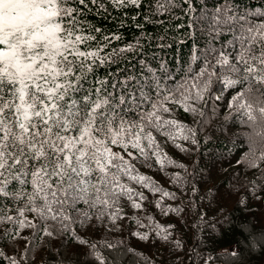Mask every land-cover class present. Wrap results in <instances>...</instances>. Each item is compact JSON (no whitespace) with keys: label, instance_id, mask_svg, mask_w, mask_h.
Wrapping results in <instances>:
<instances>
[{"label":"snow or ice","instance_id":"obj_1","mask_svg":"<svg viewBox=\"0 0 264 264\" xmlns=\"http://www.w3.org/2000/svg\"><path fill=\"white\" fill-rule=\"evenodd\" d=\"M144 5L145 0H0V201L9 202L0 204V262L35 264V249L57 240L62 246L67 239L94 257L82 264H132L125 260L132 249L105 241L108 251L101 253L85 236L101 227L120 231L125 205L142 210L145 190L176 199L137 165L154 163L163 170L165 162L174 164L164 152L166 142L181 151L189 149L179 141L199 146L198 132L226 98L227 118L238 117L248 129L249 166L264 162V10L241 11L234 0H217L211 8H197L194 0H149L145 22L165 23L152 16L187 17L176 27L187 29L191 55L170 66L147 53L149 41L167 39L166 30L153 37L137 21L140 35L118 46L114 42L122 35L105 34L88 20L110 8ZM184 114L192 126L178 118ZM172 180L180 185L183 177L177 173ZM204 226L216 228L207 220ZM154 231L182 246L167 228L155 225ZM132 235L149 239L147 232ZM249 235L250 247L258 244L264 254V229L259 239L255 231ZM238 255L225 250L226 257Z\"/></svg>","mask_w":264,"mask_h":264},{"label":"trees","instance_id":"obj_2","mask_svg":"<svg viewBox=\"0 0 264 264\" xmlns=\"http://www.w3.org/2000/svg\"><path fill=\"white\" fill-rule=\"evenodd\" d=\"M216 2L217 0H194L197 8L201 5L211 8ZM234 2L241 11L264 10V0ZM150 14L149 0H145L144 7L139 10L110 8L108 13L89 15L88 20L100 27L105 34L122 35L121 41L114 42L118 46L134 42L140 35L141 29L135 26L137 21L143 23L144 31L153 37L164 35L166 30V40L149 41L148 55L164 57L170 62V66H178L187 61L191 55L192 41L185 35L186 28L176 27L186 23L187 17L183 20L151 17L153 21L164 20L165 23L161 25L145 22L144 17ZM176 14L183 16L179 10ZM133 16H136L135 21L132 20ZM159 43L171 46L162 49L156 46ZM103 72L101 69V73ZM226 102L227 98L221 102L212 122L198 132L199 146L179 141L189 149L181 151L171 142L163 143L164 152L174 164L165 162L163 170L154 163L152 167L137 165L141 173L151 177L163 190L174 193L176 199L161 198L159 193L152 194L145 190L147 199L142 210L125 205V218L120 221V231L109 233L101 227L99 231L85 236L97 244L101 253L106 254L108 251L103 247L106 241L117 244L121 249H132L133 252L128 253L125 258L126 262L131 261L132 264H205L208 257L213 258L210 264H222L225 260H237L241 264H264V254L259 245L250 247L253 237L249 235L255 231L256 239H259L260 230L264 229V162H259L258 168L249 166L251 155L248 129L240 123L238 117L227 118L229 112L224 107ZM178 118L192 126L191 117L187 114ZM179 164H183L185 168L177 167ZM177 173L183 177L180 185L172 180ZM157 200H161L160 208L156 207ZM8 203L6 200L0 201V204ZM168 208H180L183 211L168 212L166 215L164 210ZM200 216L203 219H198ZM204 220L215 224V230H204ZM141 224L144 226L141 227ZM155 225L167 228L172 239L179 240L182 246L177 248L173 243L159 239L154 231ZM242 231L244 235H241ZM135 232H147L149 239L141 240L132 235ZM3 243L0 240V244ZM229 248L237 250L239 255L226 257L225 250ZM59 252H63L64 256L61 257ZM34 253L35 264H82L94 261L93 256L85 254L83 248L67 239L62 246L57 240L47 248L42 246L41 249H35ZM0 264H6V261Z\"/></svg>","mask_w":264,"mask_h":264}]
</instances>
